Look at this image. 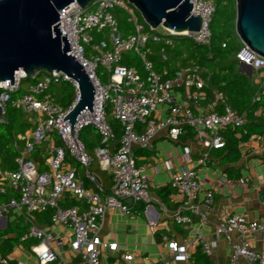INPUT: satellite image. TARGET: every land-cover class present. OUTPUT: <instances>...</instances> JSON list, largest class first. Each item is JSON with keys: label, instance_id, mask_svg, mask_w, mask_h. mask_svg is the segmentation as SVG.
<instances>
[{"label": "built area", "instance_id": "2783aa9c", "mask_svg": "<svg viewBox=\"0 0 264 264\" xmlns=\"http://www.w3.org/2000/svg\"><path fill=\"white\" fill-rule=\"evenodd\" d=\"M190 1L191 13L200 15L202 23L198 31L182 34L162 26L149 27L150 31H146L145 22L138 19L127 0H92L82 8L73 1L59 10V27L61 34H66L69 53L81 64L94 88V112L81 113L72 130L63 117L73 108L79 92L77 84L66 75L46 69L34 71L31 75L15 71L13 84L10 79L0 81L2 116L7 106L19 108L32 123L31 128L16 135L22 141L14 160L16 169L0 168V194L9 188L18 193V197L0 203V220L4 218L6 225L10 214L23 216L27 226L22 239L37 240L30 251L38 264H133V253L127 251L118 252L114 259L103 263L102 253L106 250L117 252L118 246L99 233L108 209L127 212L128 201L151 202L148 176L142 167L136 165L133 147L147 146L161 130H166L167 136L176 140L185 127H190L194 130L195 140L203 148L199 164H205L212 149L223 147L222 131L245 124L246 111L232 109L220 90L207 92L209 76L202 75L204 68L188 66L170 72L167 67H162L157 70L148 57L151 54V49L146 47L149 39L162 44L159 50L162 60H167L166 48L173 46L175 35L186 36L197 44H209L214 2ZM113 8H120L128 14L133 25L132 33L126 36L121 33ZM93 31L102 33L106 40L102 37L94 41ZM128 50H134L139 57L140 71L121 63L122 54ZM236 57L239 65L243 69L250 67L254 75L256 88L252 102L260 103L256 113L264 121V57L245 46ZM27 77L32 82L20 95L13 96ZM62 80L74 86V99L67 107L60 105L49 90L52 84ZM109 118L120 124L118 138ZM86 126L93 127L99 136L92 155L79 138L80 131ZM189 151L185 147L186 157ZM35 153L46 166L44 170H39V161L33 156ZM68 160L80 165L82 172L73 165L66 166ZM93 162L110 175L112 183L108 191L91 170ZM170 186L180 198L182 209L173 215L172 220L187 225L191 216H197L199 224L203 225L214 195L210 187L204 186L196 169L180 166L172 175ZM65 193H69L77 204L62 205ZM48 209L52 210L51 225H65L71 230L68 248L72 255L69 258L61 255L63 239L39 225L34 217V213ZM154 226V222L149 223L151 231ZM257 231L264 232V221L251 220L246 214L236 212L215 226V234L224 236L230 243L227 264H239L241 259L249 264H264V250L255 249L247 237ZM233 233L238 235L235 240L232 239ZM161 240L172 259L189 264V249L195 240L178 242L167 234H162ZM211 248V243L202 241L206 255L211 254ZM11 259L12 255H8L0 261L7 264ZM18 264L24 263L18 261ZM153 264L170 263L161 257Z\"/></svg>", "mask_w": 264, "mask_h": 264}, {"label": "crops", "instance_id": "0c3cea01", "mask_svg": "<svg viewBox=\"0 0 264 264\" xmlns=\"http://www.w3.org/2000/svg\"><path fill=\"white\" fill-rule=\"evenodd\" d=\"M256 115L259 116L257 113ZM185 147L190 150L188 157L185 155ZM202 149L190 127H185L176 140L170 139L166 130H161L147 146L133 147L136 165L142 167L148 176L151 202L128 201L127 212L116 208L105 212L99 233L105 240L116 242L118 250L104 251L101 256L103 263L114 259L118 252L127 251L133 253V264H153L161 257L170 264H187L172 259L166 244L161 240L162 234H167L178 242L195 240L189 249V264H196L199 254L210 264L228 263L230 243L224 236L215 234V226L233 212L246 214L251 220L264 221V133L253 134L247 141L240 143V155L232 162L221 163L216 149H212L205 164H199ZM36 159L42 160L39 157ZM68 165H73L82 172L80 165L73 161L68 160L66 166ZM183 165L196 169L204 186L213 190L214 201L203 225L199 224L197 216H191V222L187 225L177 224L172 220L173 215L182 209L180 198L171 188L170 181L177 168ZM91 170L108 191L112 183L110 175L100 169L96 162H93ZM71 202V205L77 204L69 193H65L61 204ZM150 222H154V231L149 229ZM37 223L63 239L61 255L69 258L72 255L68 248L70 228L60 224ZM237 237V233L232 234L233 240ZM247 237L255 249L264 250V232H253ZM202 241L212 244L210 255L204 253ZM11 255L24 264H38L31 251L20 245L15 247ZM239 264L249 263L241 259Z\"/></svg>", "mask_w": 264, "mask_h": 264}, {"label": "trees", "instance_id": "16d2710c", "mask_svg": "<svg viewBox=\"0 0 264 264\" xmlns=\"http://www.w3.org/2000/svg\"><path fill=\"white\" fill-rule=\"evenodd\" d=\"M215 10L212 15L210 30L211 37L208 45L197 44L186 36H173V46L166 48L167 60H162L159 56V50L162 44L152 39L147 41L146 47L151 49L148 57L152 60L155 69L167 67L170 72L177 68L196 66L204 68L203 76L208 75L207 92L212 89L220 90L224 93L227 103L237 112L246 111V122L240 127H228L223 130L225 143L223 147L216 149L220 156L221 163L235 161L239 155V145L247 141L251 135H262L264 133V121L261 116L256 115V110L260 103H253L252 98L255 92V83L253 73L248 75L238 62L236 54L243 48L244 44L235 31V0H213ZM138 19L144 22L140 13L133 7ZM113 14L118 20V26L121 33L126 36L133 32V25L129 16L124 14L120 8H113ZM217 17V21H216ZM217 24L215 26L214 24ZM146 31H150L145 23ZM94 41L102 38V33L93 31ZM121 63L128 66H134L141 70V61L137 55L131 56L127 52L122 54ZM101 68L98 72L100 74ZM104 79L103 76H101ZM28 83L32 82L30 77L24 79ZM23 80V81H24ZM20 89L13 93L18 96L25 89ZM49 90L55 95L56 101L63 107H67L74 99V86L69 82L62 80L52 84ZM264 100H262L263 102ZM0 122V168L4 170L16 169L15 157L18 154L22 141L17 139L16 135L32 127L26 114L19 108L7 106ZM116 137L120 136V124L115 119H109ZM239 133V135H237ZM79 138L85 144V147L92 155L93 149L99 143V136L91 126L84 127ZM57 143L58 140H57ZM34 158L39 157L35 153ZM93 165V164H92ZM91 165V167H92ZM45 165L39 160V170H44ZM18 197V193L11 188L6 193L0 194V203ZM71 203L64 206H71ZM52 210L34 213L35 219L40 224H49ZM26 222L23 217L7 219L6 225L0 228V260L11 255L17 246L30 251L31 247L37 243V240L23 238L26 230ZM196 264H210L206 258L199 254L196 257ZM0 264L1 263L0 261ZM7 264H18L16 259H11Z\"/></svg>", "mask_w": 264, "mask_h": 264}, {"label": "water", "instance_id": "95a60500", "mask_svg": "<svg viewBox=\"0 0 264 264\" xmlns=\"http://www.w3.org/2000/svg\"><path fill=\"white\" fill-rule=\"evenodd\" d=\"M75 1L80 8L92 0H0V81L22 70L60 71L77 84L79 98L63 117L70 130L77 117L94 112V88L81 64L69 53L66 34L59 27V10ZM150 27H165L177 34L198 31L202 19L190 0H127ZM235 31L245 48L264 57V0H235ZM244 68L248 75L250 67ZM0 106V122H2ZM5 219L0 220V228Z\"/></svg>", "mask_w": 264, "mask_h": 264}, {"label": "rangeland", "instance_id": "374dc122", "mask_svg": "<svg viewBox=\"0 0 264 264\" xmlns=\"http://www.w3.org/2000/svg\"><path fill=\"white\" fill-rule=\"evenodd\" d=\"M123 12H124L125 15L127 14L124 10H123ZM127 15H128V14H127ZM216 21H217V17H216ZM214 25L217 26L216 22H215ZM103 33H105V31H103ZM102 37L106 40V37H105V36H102ZM86 48H88V47H86ZM127 53H128L129 55H131V56H135V55H136V53H135L134 50H128ZM27 85H28V82L24 80L23 83H22V89H23V90L26 89ZM109 111H110V109H109ZM109 119H110V118H109ZM12 215H14V214H10V215L8 216V219H9V220H11L12 218L15 219V218H17V217H23V216H16V217H15V215H14V217H12Z\"/></svg>", "mask_w": 264, "mask_h": 264}, {"label": "bare ground", "instance_id": "6f19581e", "mask_svg": "<svg viewBox=\"0 0 264 264\" xmlns=\"http://www.w3.org/2000/svg\"><path fill=\"white\" fill-rule=\"evenodd\" d=\"M185 31H182V33H184ZM18 71H21V72H24V71H22V70H18Z\"/></svg>", "mask_w": 264, "mask_h": 264}]
</instances>
